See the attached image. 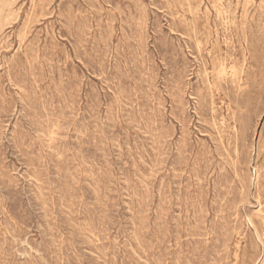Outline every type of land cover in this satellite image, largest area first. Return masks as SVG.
<instances>
[{
  "label": "rangeland",
  "instance_id": "374dc122",
  "mask_svg": "<svg viewBox=\"0 0 264 264\" xmlns=\"http://www.w3.org/2000/svg\"><path fill=\"white\" fill-rule=\"evenodd\" d=\"M263 200L264 0H0V264H264Z\"/></svg>",
  "mask_w": 264,
  "mask_h": 264
},
{
  "label": "bare ground",
  "instance_id": "6f19581e",
  "mask_svg": "<svg viewBox=\"0 0 264 264\" xmlns=\"http://www.w3.org/2000/svg\"><path fill=\"white\" fill-rule=\"evenodd\" d=\"M190 6V5H189ZM212 6V5H211ZM191 10V9H190ZM191 13V12H190ZM194 25V24H193ZM1 28H2V26H1ZM25 38V37H24ZM197 44V43H196ZM205 48V47H204ZM199 50V49H198ZM199 52V51H198ZM221 63V62H220ZM222 65H223V63H222ZM220 66V65H219ZM221 69V68H220ZM219 69V70H220ZM224 70V69H223ZM223 73V72H222ZM217 75V74H216ZM220 75V74H219ZM219 75H217V76H219ZM236 88V87H235ZM217 92V91H216ZM23 111V110H22ZM224 122V121H223ZM236 132V131H235ZM222 139V138H221ZM236 150V149H235ZM256 174V173H255ZM252 193V192H251ZM264 201V200H263ZM238 212V211H237ZM258 212V211H257ZM257 214V213H256ZM258 216V215H257ZM248 217V216H247ZM12 231V230H11ZM18 237V236H17ZM147 252V251H146Z\"/></svg>",
  "mask_w": 264,
  "mask_h": 264
}]
</instances>
